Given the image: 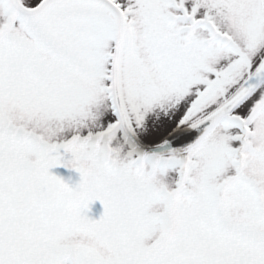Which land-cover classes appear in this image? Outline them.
Returning <instances> with one entry per match:
<instances>
[{
	"label": "snow or ice",
	"instance_id": "1",
	"mask_svg": "<svg viewBox=\"0 0 264 264\" xmlns=\"http://www.w3.org/2000/svg\"><path fill=\"white\" fill-rule=\"evenodd\" d=\"M0 264H264V0H0Z\"/></svg>",
	"mask_w": 264,
	"mask_h": 264
},
{
	"label": "rangeland",
	"instance_id": "2",
	"mask_svg": "<svg viewBox=\"0 0 264 264\" xmlns=\"http://www.w3.org/2000/svg\"><path fill=\"white\" fill-rule=\"evenodd\" d=\"M51 171L53 174L65 179V181L68 182L72 186H75V184L79 182V173H77L74 170H70L62 166H58V167L53 168ZM89 208L90 210L88 211L87 214L92 219H98L100 215H102L103 213V206L99 201L93 202L89 206Z\"/></svg>",
	"mask_w": 264,
	"mask_h": 264
},
{
	"label": "clouds",
	"instance_id": "3",
	"mask_svg": "<svg viewBox=\"0 0 264 264\" xmlns=\"http://www.w3.org/2000/svg\"><path fill=\"white\" fill-rule=\"evenodd\" d=\"M57 235H59V233H57Z\"/></svg>",
	"mask_w": 264,
	"mask_h": 264
}]
</instances>
